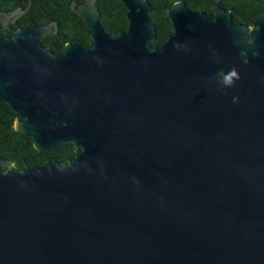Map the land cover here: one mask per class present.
Segmentation results:
<instances>
[{
    "label": "water",
    "instance_id": "water-1",
    "mask_svg": "<svg viewBox=\"0 0 264 264\" xmlns=\"http://www.w3.org/2000/svg\"><path fill=\"white\" fill-rule=\"evenodd\" d=\"M112 35L97 0L72 1L90 41L55 54L53 22L7 29L0 102L39 151L66 163L16 169L0 157V264H264V19L178 0L153 44L149 0H120Z\"/></svg>",
    "mask_w": 264,
    "mask_h": 264
},
{
    "label": "trees",
    "instance_id": "trees-1",
    "mask_svg": "<svg viewBox=\"0 0 264 264\" xmlns=\"http://www.w3.org/2000/svg\"><path fill=\"white\" fill-rule=\"evenodd\" d=\"M25 1V0H24ZM33 4L26 7L22 15L7 29L8 34L18 26L55 23L56 32L41 39L43 45L48 46L55 54L64 50L67 40L85 45L90 41V30L82 16L71 7L74 0H31ZM81 2L84 0H75ZM178 0H149L152 11L149 19L156 28V38L152 42L157 44L166 40L172 33L173 27L168 19L167 10ZM186 7L213 13L214 5L218 2L226 9H230L233 22L253 25L264 19V0H183ZM17 0H0V9H16ZM15 3V4H13ZM100 15L99 22L104 30L112 35L119 34L127 28V8L120 0H97ZM25 7V6H23ZM16 112L6 102H0V157L14 162L16 169L45 163L50 157L66 163L74 157L79 148L71 142L65 145L39 151L32 145V138L19 134L15 129Z\"/></svg>",
    "mask_w": 264,
    "mask_h": 264
},
{
    "label": "flooded vegetation",
    "instance_id": "flooded-vegetation-1",
    "mask_svg": "<svg viewBox=\"0 0 264 264\" xmlns=\"http://www.w3.org/2000/svg\"><path fill=\"white\" fill-rule=\"evenodd\" d=\"M16 3H17V5H15L16 6L15 8H19L21 10H24L26 7L32 5L33 4V1H31V0H25V1L24 0H17ZM13 4H15V3H13ZM23 6H25V7H23ZM16 21H17V19L15 20V22Z\"/></svg>",
    "mask_w": 264,
    "mask_h": 264
}]
</instances>
